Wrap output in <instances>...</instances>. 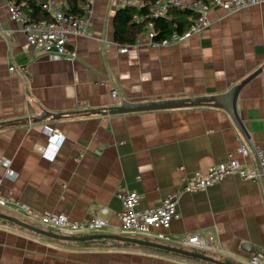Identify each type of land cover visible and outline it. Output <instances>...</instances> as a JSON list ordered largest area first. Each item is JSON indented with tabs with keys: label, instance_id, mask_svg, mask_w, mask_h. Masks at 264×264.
<instances>
[{
	"label": "crops",
	"instance_id": "1",
	"mask_svg": "<svg viewBox=\"0 0 264 264\" xmlns=\"http://www.w3.org/2000/svg\"><path fill=\"white\" fill-rule=\"evenodd\" d=\"M121 7L115 0H95L87 35L69 41L78 58L53 61L27 43L7 1L0 0V159L18 175L16 182L4 179L5 190L33 211L77 221L100 215L108 226L91 235L132 238L119 220L120 186L139 194V209L147 210L196 172L231 158L258 168L255 148L264 151V3L231 13L211 10L210 31L171 46L153 47L144 32L124 53L114 39ZM241 84L236 108L248 140L227 112L210 106L88 114L125 102L220 95ZM46 126L66 137L54 159L43 156ZM242 146L250 149L248 157L240 154ZM179 213L167 228H154L140 240L181 248L184 238L211 233V250L193 252L234 264H248L254 256L243 250L245 244L264 250L262 180L232 175L185 193ZM0 264L212 263L111 239L60 241L0 219Z\"/></svg>",
	"mask_w": 264,
	"mask_h": 264
},
{
	"label": "built area",
	"instance_id": "2",
	"mask_svg": "<svg viewBox=\"0 0 264 264\" xmlns=\"http://www.w3.org/2000/svg\"><path fill=\"white\" fill-rule=\"evenodd\" d=\"M10 18L21 24L22 32L26 41L31 46L39 48L41 52L50 60H75L78 58L76 48L69 45L70 38L84 37L87 35L93 23L95 0H82V14L78 16L66 15L61 11L57 0H48L44 9L52 15V21L29 22L24 15L21 6L13 0H6ZM120 5L147 7V12L143 16H135L137 23L147 22L146 33L152 40L153 47H166L179 43L193 36H200L212 28L209 19L211 10H223L225 12H237L249 7L260 5L264 0H115ZM174 9L190 10L197 19L192 20V24L183 35L176 34L171 40L155 42V29L153 19L166 18L169 12ZM110 44H106L110 48ZM127 46H121V52H127ZM13 70V69H12ZM116 94V92H114ZM80 110H85L84 104L79 105ZM43 132L47 135L48 145L43 156L56 158L59 150L65 141V135L58 129L46 126ZM243 157L250 155V149L246 146L240 148ZM258 168H249L236 159H230L225 163L215 165L206 172H196L184 185L171 192L162 203L147 210L139 209L140 195L129 190L125 186H120L117 190V197L123 202V210L119 214L122 228L127 235L132 238H145L151 235L154 228H167L170 223L180 217L179 205L181 196L185 193H194L208 189L223 182L228 176L237 175L246 181L264 182V151L255 148ZM0 167L4 168L5 176L0 177V213L8 215L16 220L37 229L66 236L81 237L104 230L108 223L102 216H96L90 221L71 220L63 214L38 213L29 206L22 204L15 199L12 189L5 190L4 179L16 182L18 175L11 169L10 162L0 159ZM106 209L101 210L105 214ZM17 226L28 230L18 224ZM30 231V230H28ZM38 236L39 234L30 231ZM214 243V235L211 233L197 234L184 238L181 248L190 251L209 252ZM248 264H264L260 257L252 256Z\"/></svg>",
	"mask_w": 264,
	"mask_h": 264
},
{
	"label": "water",
	"instance_id": "3",
	"mask_svg": "<svg viewBox=\"0 0 264 264\" xmlns=\"http://www.w3.org/2000/svg\"><path fill=\"white\" fill-rule=\"evenodd\" d=\"M245 82H243L244 84ZM236 86L233 89H231L229 92L225 94L220 95H213V96H201V97H194V98H182V99H176V100H166V101H157V102H144V103H129L125 102L121 106L110 108L108 110H90L88 114L93 115H118V114H128V113H138V112H147V111H163V110H171V109H181V108H193V107H204V106H210L218 109H222L225 112L229 114V116L232 118V120L237 125L239 131L243 134V136L248 140V137L246 135L245 128L243 124L240 122L237 108H236V101L238 92L241 89L242 85ZM50 116H54V114H50ZM46 116H41V119L45 118ZM48 117V116H47ZM40 118H37V120H41ZM0 219H5L10 222H13L15 224H18L30 231H33L39 235L47 236L56 240L60 241H68V242H89V241H95L100 239H111L121 242H128L132 244H137L141 246H148L152 248L161 249L164 251L176 253L182 256H186L189 258H194L198 260H202L205 262H209L212 264H234L229 262H223L216 260L215 258L193 252L190 250H186L183 248H174L171 246L161 245V244H154L151 242H147L140 239H134V238H124L120 236H112V235H102V234H96V235H90V236H82V237H66L61 236L58 234H55L53 232H47L44 230H40L37 228H32L15 218H12L8 215L0 213ZM243 250L253 254L255 257H259L260 255L264 254V250L261 248H257L252 246L251 244H245L243 247Z\"/></svg>",
	"mask_w": 264,
	"mask_h": 264
},
{
	"label": "trees",
	"instance_id": "4",
	"mask_svg": "<svg viewBox=\"0 0 264 264\" xmlns=\"http://www.w3.org/2000/svg\"><path fill=\"white\" fill-rule=\"evenodd\" d=\"M21 6L24 15L29 22L52 21V15L44 9L47 1L39 0H13ZM60 3L61 11L66 15L78 16L82 14V0H57ZM147 7L137 6L121 7L115 15V42L120 46H133L139 36L146 31L147 22L137 23L135 16H143ZM198 15L190 10L174 9L169 12L166 18L153 19L155 29V42L171 40L174 35H183L192 24V20Z\"/></svg>",
	"mask_w": 264,
	"mask_h": 264
},
{
	"label": "rangeland",
	"instance_id": "5",
	"mask_svg": "<svg viewBox=\"0 0 264 264\" xmlns=\"http://www.w3.org/2000/svg\"><path fill=\"white\" fill-rule=\"evenodd\" d=\"M203 35V34H202ZM201 36V35H200Z\"/></svg>",
	"mask_w": 264,
	"mask_h": 264
}]
</instances>
